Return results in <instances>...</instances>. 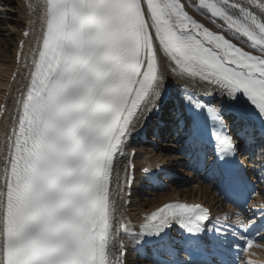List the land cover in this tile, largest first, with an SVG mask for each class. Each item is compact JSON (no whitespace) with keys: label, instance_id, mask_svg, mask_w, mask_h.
I'll return each instance as SVG.
<instances>
[{"label":"snow or ice","instance_id":"1","mask_svg":"<svg viewBox=\"0 0 264 264\" xmlns=\"http://www.w3.org/2000/svg\"><path fill=\"white\" fill-rule=\"evenodd\" d=\"M40 7L30 78L0 158V264H123L113 173L140 120L161 110L165 59L220 89V109H209L215 116L227 108L246 126L258 121L264 134V0H43ZM189 8L209 14L216 30ZM234 148L221 139L224 153ZM116 179L120 188L118 172ZM134 179L126 173L124 182ZM207 216L200 205L165 203L142 234L159 235L169 221L199 231Z\"/></svg>","mask_w":264,"mask_h":264},{"label":"bare ground","instance_id":"2","mask_svg":"<svg viewBox=\"0 0 264 264\" xmlns=\"http://www.w3.org/2000/svg\"><path fill=\"white\" fill-rule=\"evenodd\" d=\"M1 2H4V5L0 4L2 5L0 9L3 11L0 23H5V26L0 28V34L2 35L1 37H3H0V46L8 47V53L5 57L0 55V105H3L5 108L3 118L0 120V158H2L6 152V136L11 133L14 118L17 115V101L26 90V85L30 78L33 55L37 51L38 38L41 34V22L38 20V17L41 16L43 12L42 7H40L43 5V0H0V3ZM9 2L13 5L7 4ZM184 2L189 3L190 0H184ZM8 6L11 8H8ZM188 10L190 14L194 15L201 23H204L212 30H216L218 23L217 25L212 24L209 14L197 11L195 8H189ZM24 30L29 31V36L27 38H22L21 36V32ZM18 47H20L21 50V62L19 65H14V50ZM14 70L18 72L17 76L13 83H9ZM162 72L167 83L170 82L175 84V87L179 88L186 96L189 106L194 108L202 107V102L191 94V90L192 92L193 90L195 91L194 87L197 86L198 83L201 85L200 82L203 80L199 77L182 75L180 70L176 69L175 65L170 64L166 59L163 61ZM19 77L22 78V82L17 86ZM204 82L210 84L206 81ZM170 87H172L171 84H168L167 89ZM215 87L220 91L217 86ZM219 93V95H221V91ZM185 112L187 111L185 110ZM198 117H201V114H198ZM161 145L169 144L162 142ZM169 146H171V148H147V150H145V152H147L145 158H164L168 162V165L176 169V172L178 169H182L180 170V174L188 176V183L185 185H177L178 182H174L173 184L163 182L158 186L147 189L136 187L130 198L128 210H125L121 200L123 173L125 174L122 163L127 156L126 149L128 145L123 150V154L117 156L118 166L113 173L112 182L113 200L116 206L113 221L114 231L117 230L115 226L116 223L118 224L120 221H124L134 225L132 231H134V229L137 230V236L144 235L142 231L144 225L147 223V217L165 203H179L180 201L176 199L200 201L209 209L211 217H215V219H220L224 223L234 222L239 225H241L239 222H242L243 225L257 228L256 243L253 248L249 250L247 259L244 260L243 264H264V222L262 221V216L257 218L258 214L264 212V155H256V158H254L255 161L252 160L251 156L249 162L250 172L256 178L254 187L257 189L255 195L257 204L250 207L253 208L254 211L244 209L237 210L236 208L230 207V205L224 201L222 193L216 186L217 184L210 182L202 174L192 170L191 167L189 168L173 160V155L177 153L178 146L174 144ZM139 150L143 151L141 148ZM139 157L141 158V156H138V158ZM182 160L187 161L185 159ZM254 163L257 165L256 167H259L257 170L256 167L254 168L252 165ZM2 169L3 165L0 164V171H2ZM117 172L119 174L120 188H117ZM2 179L3 177L0 176V182H2ZM233 211H241L242 215L234 216ZM117 236H120L122 240H126L131 235L127 232L120 234L116 231V237ZM167 259L170 260L169 258ZM127 260V264H185L183 260L179 262L175 260L158 263L157 260L144 258L140 253H132L131 257H128Z\"/></svg>","mask_w":264,"mask_h":264},{"label":"rangeland","instance_id":"3","mask_svg":"<svg viewBox=\"0 0 264 264\" xmlns=\"http://www.w3.org/2000/svg\"><path fill=\"white\" fill-rule=\"evenodd\" d=\"M2 6H0V8H1ZM8 8H11V7H9L8 6ZM0 18L3 16V11L0 9ZM3 26H5V23H0V28H2ZM2 35L0 34V37H1ZM1 38H3V37H1ZM7 53H8V47H6V46H0V55H2V57L4 56H6L7 55ZM186 183H188V181H184V182H182V185H185Z\"/></svg>","mask_w":264,"mask_h":264}]
</instances>
